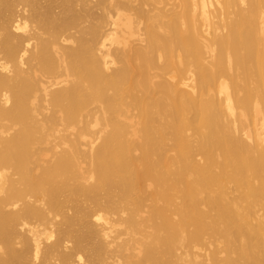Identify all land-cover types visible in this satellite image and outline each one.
<instances>
[{
  "label": "bare ground",
  "instance_id": "obj_1",
  "mask_svg": "<svg viewBox=\"0 0 264 264\" xmlns=\"http://www.w3.org/2000/svg\"><path fill=\"white\" fill-rule=\"evenodd\" d=\"M0 264H264V0H0Z\"/></svg>",
  "mask_w": 264,
  "mask_h": 264
},
{
  "label": "rangeland",
  "instance_id": "obj_2",
  "mask_svg": "<svg viewBox=\"0 0 264 264\" xmlns=\"http://www.w3.org/2000/svg\"><path fill=\"white\" fill-rule=\"evenodd\" d=\"M62 1L63 0H35L39 11L44 12L46 9L52 10L56 15H60V17L62 16ZM90 7H91V12L94 15V17L100 13V11L96 7H94L93 4H90ZM74 9L76 11H79L81 7L78 3H75ZM90 23H94L93 18L90 20H87V22L85 23H83V21L81 20L79 21L78 28L76 30L78 31L79 27L88 26ZM82 204L85 205L86 207H91L89 203H82ZM58 237L59 236L57 235V238Z\"/></svg>",
  "mask_w": 264,
  "mask_h": 264
}]
</instances>
